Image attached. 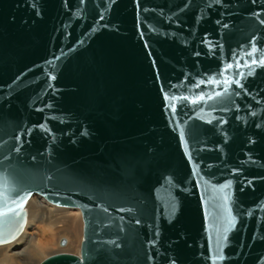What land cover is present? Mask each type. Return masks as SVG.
Returning <instances> with one entry per match:
<instances>
[{
  "label": "water",
  "instance_id": "95a60500",
  "mask_svg": "<svg viewBox=\"0 0 264 264\" xmlns=\"http://www.w3.org/2000/svg\"><path fill=\"white\" fill-rule=\"evenodd\" d=\"M261 59L264 0H0V241L35 192L36 264H264Z\"/></svg>",
  "mask_w": 264,
  "mask_h": 264
},
{
  "label": "bare ground",
  "instance_id": "6f19581e",
  "mask_svg": "<svg viewBox=\"0 0 264 264\" xmlns=\"http://www.w3.org/2000/svg\"><path fill=\"white\" fill-rule=\"evenodd\" d=\"M32 196H38L40 198H43L45 201H47L45 202V205H47L45 207L48 208V217H46L47 226L52 227L50 229L55 230L53 232L51 231L52 232L51 236L58 235V234L61 235L62 237L69 236L68 237L69 247L74 246L75 243L77 242L76 240L78 239L80 242L81 239L79 235L81 236L80 230L82 227H81V215H80L81 211L78 206L58 204V203H55V202H52L46 199L45 197L35 192H32L25 199V203H24L25 209H26L27 203L29 202V199ZM52 204L55 206H59L60 208L54 207ZM62 207L77 208L79 209L80 213L77 209H76V212L74 213L73 210H69V209L62 208ZM52 218L55 220H52ZM54 222L62 223L63 228L57 227ZM53 225L55 226V228H53ZM48 227H47V230H48ZM29 229H30V224L27 221V209H26L23 224L21 228L17 231V233L8 240L0 241V245L4 244L3 246L0 247V256H1L0 262L1 263L8 262L9 264H17L16 261L14 262V260L17 259V254H18V252H16L15 250H18L21 252L23 250H26V248H32V252H33L32 255H42L43 256L46 253V249L52 245V238L46 240L44 244L39 243V242H34V236H32L31 233H28ZM50 229L48 231H50ZM59 235L58 237H60ZM59 244L61 246L64 245L65 239L63 238V242H59ZM11 246H15L16 248L12 249Z\"/></svg>",
  "mask_w": 264,
  "mask_h": 264
},
{
  "label": "rangeland",
  "instance_id": "374dc122",
  "mask_svg": "<svg viewBox=\"0 0 264 264\" xmlns=\"http://www.w3.org/2000/svg\"><path fill=\"white\" fill-rule=\"evenodd\" d=\"M45 202H47V201H45L43 198H40L38 196H32L29 199V202L27 203V206H26L27 221L30 224V229H29L28 233H31V235L34 236V242H39L42 244H44L46 240L52 238V245L46 249V253L43 256L42 255H32L33 254L32 248H26V250H23L21 252L18 250H15L16 252H18L17 259L14 260V262L16 261L17 264H36L45 255H47L53 251H58V250L71 251V252L78 254L79 245H80L79 239L76 240V238H75V240L77 242L75 243L74 246L69 247L68 246V244H69L68 243L69 242L68 237L69 236L68 237H66V236L62 237L59 234L58 235L60 237H58V235L51 236V233L55 230L50 229L52 227L47 226L46 217H48V208L45 207V206H47V205H45ZM53 206L60 208L59 206H55V205H53ZM62 208L73 210L74 213L76 212V209H77V208H67V207H62ZM77 210L79 211V209H77ZM79 213H80V211H79ZM80 215H81V213H80ZM52 220H55V219L52 218ZM54 223L56 224L57 227L63 228L62 223H57V222H54ZM47 227H48V230L50 229V231L47 230ZM81 227H82V217H81ZM53 228H55L54 225H53ZM80 234L82 235V228L80 230ZM79 237L81 239L80 235H79ZM61 238L65 239V244L62 246L59 244V241ZM3 245H0V247ZM11 248L14 249L16 247L11 246ZM0 264H9V263L8 262H3V263L0 262Z\"/></svg>",
  "mask_w": 264,
  "mask_h": 264
},
{
  "label": "snow or ice",
  "instance_id": "6c2138e0",
  "mask_svg": "<svg viewBox=\"0 0 264 264\" xmlns=\"http://www.w3.org/2000/svg\"><path fill=\"white\" fill-rule=\"evenodd\" d=\"M252 63L253 64H255V63H257V61L256 60H253L252 61ZM260 63H264V59H261V61H260ZM227 67H231V65H228ZM201 99H203L202 97H201ZM22 205H18V207H21ZM14 211V209H7V210H0V217H4V216H7V214L9 213V212H13Z\"/></svg>",
  "mask_w": 264,
  "mask_h": 264
}]
</instances>
